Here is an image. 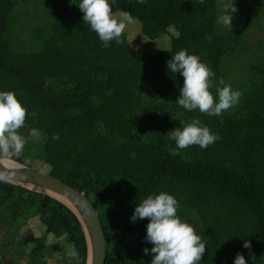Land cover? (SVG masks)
I'll list each match as a JSON object with an SVG mask.
<instances>
[{
  "label": "trees",
  "instance_id": "trees-1",
  "mask_svg": "<svg viewBox=\"0 0 264 264\" xmlns=\"http://www.w3.org/2000/svg\"><path fill=\"white\" fill-rule=\"evenodd\" d=\"M75 3L0 0V91H13L34 113L18 130L26 139L23 151L11 158L27 165L19 157L36 156L46 174L85 192L105 233L106 264H149L152 256L143 252L152 247L144 241L148 220L130 217L141 199L161 191L174 195L177 214L205 241L201 264H233L238 252L247 264H264V44L242 34L264 0H234L233 26L224 29L215 23L218 0H115L113 10L129 13L145 39L170 37L164 50L127 52L123 34L121 49L92 39ZM181 49L211 69L213 94L225 84L228 59L251 54L261 64L250 68L239 102L210 117L175 103L183 77L169 73L166 62ZM193 118L220 138L205 149L174 151L168 131ZM31 128L40 131L38 142L28 136ZM31 221L46 233L21 237L22 253L34 247L31 264H54L51 256L58 264H86L84 232L67 207L0 182V224L10 225L5 237L11 240Z\"/></svg>",
  "mask_w": 264,
  "mask_h": 264
},
{
  "label": "clouds",
  "instance_id": "clouds-1",
  "mask_svg": "<svg viewBox=\"0 0 264 264\" xmlns=\"http://www.w3.org/2000/svg\"><path fill=\"white\" fill-rule=\"evenodd\" d=\"M70 2L73 3V0ZM144 2L137 0V3ZM196 2L203 4L204 0ZM75 4L83 13L82 22L96 33L104 47H108L110 41L117 44L122 42L120 37L126 26L132 23V17L125 11H114L115 0H77ZM218 5L219 14L215 23L222 28L233 26V15L237 12L234 0H218ZM166 69L173 75L183 77L175 103L185 111L198 110L210 117H220L239 102L241 93L231 85L218 87L213 94L210 91L211 69L198 55L186 49L173 54L166 62ZM26 115L34 113L27 112L26 105L13 91H0V158H11L23 151L26 139L18 130L25 126ZM28 136L33 142H38L41 133L37 128H31ZM167 136L174 142V151L192 145L205 149L220 138L198 118L187 123L180 121V127L168 131ZM52 139H58V136L54 134ZM5 180L6 176L0 173V182ZM178 208L179 203L174 195L164 191L149 194L136 204L130 222L148 220L144 241L152 247H145L143 252L145 255L151 254L149 264H201L206 243L195 227L177 214ZM242 247L250 249V241L244 240ZM68 255L74 257L76 252L70 250ZM233 264H247L245 256L238 252Z\"/></svg>",
  "mask_w": 264,
  "mask_h": 264
},
{
  "label": "water",
  "instance_id": "water-1",
  "mask_svg": "<svg viewBox=\"0 0 264 264\" xmlns=\"http://www.w3.org/2000/svg\"><path fill=\"white\" fill-rule=\"evenodd\" d=\"M0 173L7 184L51 197L78 219L86 241V264H106L107 246L99 214L85 192L12 158H0Z\"/></svg>",
  "mask_w": 264,
  "mask_h": 264
},
{
  "label": "rangeland",
  "instance_id": "rangeland-1",
  "mask_svg": "<svg viewBox=\"0 0 264 264\" xmlns=\"http://www.w3.org/2000/svg\"><path fill=\"white\" fill-rule=\"evenodd\" d=\"M40 17H43V15L40 13ZM224 29V28H223ZM242 34L244 35V37L246 38V40L248 42L251 43H256V41H260L264 44V10L262 11V13L260 14H253L251 15V17L249 18V21H246L243 24V30H242ZM91 32V30H90ZM92 35L91 38L92 39H98L97 35L95 32H91ZM122 34L124 36H126L127 38V42H125V44H123L122 46V50L123 52H127V49H129V51L135 50V51H142L148 47H151L152 50L154 51H161L164 50L165 48H167L168 44H169V40L170 37L169 36H163L161 38H159L157 41L155 42H150L149 40L145 39L142 35H141V29H140V25L139 23L132 19V23L128 24L125 28V30L122 32ZM116 45L120 46V43ZM121 49V48H119ZM260 51L256 48V44L255 47L253 46L251 49V54H254V56L257 58V56L255 54H258ZM250 56H242V57H235V59L232 61L231 59H228L226 61L225 64V81H224V85H231V87L233 89H238L240 90V93H242V85H243V89L244 86L247 82V78L251 77V73H250V68L252 67V65L256 66V65H260L261 61L259 59V61H257L258 63H254L253 58ZM244 82V84H243ZM36 154H38L40 157H44V150L43 148H41L40 146H37L35 149ZM19 157V156H18ZM19 159H21L24 163H26L27 165H29L30 167L40 171V172H47L48 169H46L45 165L42 164V159H36V156H21L19 157ZM40 224V223H39ZM38 222L36 221H31L28 226H25L22 228V230L20 231V235L23 233V236L26 234L27 231H31L32 234L36 237H42L44 235H46L44 227L43 226H39ZM10 225H7L6 228H3L5 230L0 229V232H5L6 229H9ZM20 237H17L16 239H19ZM51 240H53L52 242L55 243V238L49 236L48 237V243H51ZM61 242V240H59ZM15 243L17 244V242L13 241L10 242V244L12 246L15 245ZM10 247V249L8 250L9 253H12L14 250L11 249L13 247ZM19 248V247H18ZM15 249V248H14ZM30 248H23V250H28ZM69 249V248H68ZM5 252V250H3ZM51 261L54 264H58L61 259H55L54 257L52 258V256L50 257ZM27 261L22 262V264H27ZM13 264H21L19 261L14 260Z\"/></svg>",
  "mask_w": 264,
  "mask_h": 264
},
{
  "label": "crops",
  "instance_id": "crops-1",
  "mask_svg": "<svg viewBox=\"0 0 264 264\" xmlns=\"http://www.w3.org/2000/svg\"><path fill=\"white\" fill-rule=\"evenodd\" d=\"M0 229L5 230L3 229V226H1V224H0ZM7 230L8 229H6V231L2 233L0 232V247L5 246V245L8 246L7 250L4 249L5 252L3 250H0V264H13L14 260L19 261L21 264L24 261L28 262L30 251L34 248L33 245L29 247L30 249L26 250V252L24 251V253H22L21 252V247H22L21 237H23V233L20 235V232H19L17 235L14 236V238L9 240L8 238L5 237ZM17 237H20V238L16 239ZM13 241L17 242V244L15 243L14 246L10 244V242H13ZM11 246L13 247L11 249H13L14 251L12 253H9L8 250L10 249ZM27 264H29V262Z\"/></svg>",
  "mask_w": 264,
  "mask_h": 264
},
{
  "label": "flooded vegetation",
  "instance_id": "flooded-vegetation-1",
  "mask_svg": "<svg viewBox=\"0 0 264 264\" xmlns=\"http://www.w3.org/2000/svg\"><path fill=\"white\" fill-rule=\"evenodd\" d=\"M28 262H29V264H31L29 260H28Z\"/></svg>",
  "mask_w": 264,
  "mask_h": 264
}]
</instances>
